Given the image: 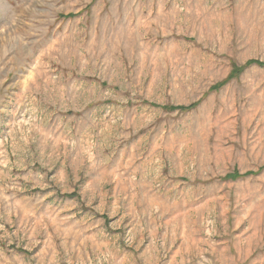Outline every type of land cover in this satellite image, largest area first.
<instances>
[{"label":"rangeland","instance_id":"1","mask_svg":"<svg viewBox=\"0 0 264 264\" xmlns=\"http://www.w3.org/2000/svg\"><path fill=\"white\" fill-rule=\"evenodd\" d=\"M0 264H264V0H0Z\"/></svg>","mask_w":264,"mask_h":264},{"label":"trees","instance_id":"2","mask_svg":"<svg viewBox=\"0 0 264 264\" xmlns=\"http://www.w3.org/2000/svg\"><path fill=\"white\" fill-rule=\"evenodd\" d=\"M175 109V108H174Z\"/></svg>","mask_w":264,"mask_h":264}]
</instances>
